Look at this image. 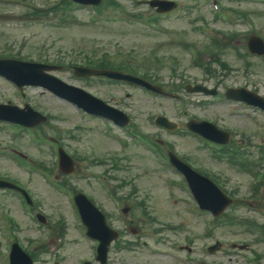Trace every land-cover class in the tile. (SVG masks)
Masks as SVG:
<instances>
[{"label":"rangeland","instance_id":"374dc122","mask_svg":"<svg viewBox=\"0 0 264 264\" xmlns=\"http://www.w3.org/2000/svg\"><path fill=\"white\" fill-rule=\"evenodd\" d=\"M18 1V0H15ZM40 8L37 9L40 15H50L53 17L52 22L46 23H28L23 17L29 16L25 12H20L21 7L17 4H13L14 1L0 0V12L8 10L11 15H2L1 18H12V27L0 28V55H13L22 56L28 59H41L51 60L56 63L68 64L71 62L86 63L88 59L95 58L96 61L100 60L103 54H107L111 60L116 63L125 62L127 54L128 60L133 62V56L136 58V63L139 65L151 66L150 74L157 77L158 82H162L167 86H177L180 91H183L182 87L184 83L179 82L176 78H168L169 63L171 58L176 60L178 64V74L186 75L187 78L193 77L195 80H203V72L197 67H191L189 59L183 48H174L171 45H176L175 41L179 37H185L192 42L204 48V44L208 41L205 37L199 33L198 30L193 33L190 32L189 23L195 20V25L199 26L204 22H217L212 19V14L208 6L202 1L196 0H177L179 3V10L171 14L168 17L160 18L159 23L165 28L177 30L181 35L163 36L160 33L154 31L150 27H146L138 24H128L124 22H99L98 24L90 23L84 10L69 11L62 10L60 8L52 9L57 5V0H32ZM120 5L123 8L132 9L127 1H122ZM224 4L228 5L231 13L238 10L240 12H247L256 21V33L264 37V4L255 5L248 3L247 0H223ZM138 12H149L145 6H139ZM114 10V9H113ZM22 18L21 22L17 21V18ZM2 23V21H0ZM219 24V23H216ZM218 27H223L219 25ZM183 29V30H181ZM237 32L233 30L239 36L242 43L246 38V32L243 26H238ZM184 31L189 33L183 34ZM174 41V42H173ZM188 40H184L187 42ZM203 52V51H202ZM153 54L161 58L163 65L154 63ZM151 57V58H150ZM206 56H202V59ZM227 59L233 66L231 70V76L223 81L222 88L230 85H240L244 83V76L249 75L257 82L264 81V69L260 66V62L255 59L246 60L248 68L246 69L242 65L240 57L233 52L226 53ZM244 60V59H243ZM216 72L220 69L218 64H215ZM60 77L64 78L67 82L83 85L81 81L72 80L70 78L71 72L65 68L64 71L58 73ZM221 73L218 72V75ZM213 80L206 82L210 84ZM89 86L91 90L103 98L108 97V93H114L117 99L116 104L129 112L135 121L141 122L144 127H149L150 117L154 114L164 112L168 115L172 112L173 105L171 100H156L151 99L148 96L140 93L139 91H132L128 98L122 96L123 87L113 85H103L96 80H90L84 83ZM28 94L27 102L33 105L37 110L42 113H47L49 118L47 123L40 125V133L56 138L59 137L60 141L68 148V150L75 155H88L89 159H93V163H90L86 157L80 160L77 167L78 174L70 176H62L58 170L54 167L52 169L58 177L67 179L68 183L75 185L78 188H84L95 198L96 194L99 198L95 200L105 205V210L111 212V222L119 227H123L125 222L123 219L115 217L114 203L103 195L100 189H94L93 182L85 179L81 175L84 171H104L107 175L108 169L112 175V185H118L121 181H126L125 188L121 195H128L130 197V205L134 206L133 221L138 225H141L139 221L138 205L136 202L140 199L145 200V205L148 211L152 215L163 217L165 220L175 221L178 224V220L185 216L183 213H174L175 210L172 200L175 196L172 195L171 187L163 183V174H161L158 167L155 165L150 155L143 150L128 145L126 147H120L113 139H103L101 127L96 121H89L86 118L79 117L73 110V108L65 101L58 99L51 95L49 92H45L41 87L33 86L25 89ZM262 91V90H261ZM261 93V92H260ZM4 96L12 97V90L7 83L4 84L0 80V101ZM192 98L200 97V95H189ZM13 101L20 103V99L12 98ZM230 106L220 103H210L205 106L200 105L196 101L193 102L192 111L195 114L205 115L214 120L219 127H228L233 131L234 139L236 142L243 143L242 138L246 136L256 143L264 142V123L260 128L257 127V122H252L245 119L240 113H235L233 116L228 115ZM236 110V109H235ZM199 112V113H197ZM169 116V115H168ZM182 119V118H180ZM183 121V120H181ZM0 128L7 129L14 136L21 137L24 134H33L37 139H40L36 132L32 129H25L19 125L13 123L0 122ZM59 130V133L56 131ZM155 135H164L163 132L157 131L154 127L151 131ZM59 134V135H57ZM104 137V136H103ZM2 138V135H0ZM187 137L178 136L172 137L171 142L175 149H177L183 155H192V153H206L202 149H193V141L188 143L185 140ZM189 139V138H188ZM188 143V144H187ZM264 145V144H262ZM14 150H19L20 147L14 145ZM28 155L31 160L36 163H44L49 165L52 162L49 151L42 145H29L27 147ZM4 154L7 152L4 150ZM254 156L250 161L254 160V165H249V170L239 169L234 166L228 165L227 162H218L211 158H208L206 162L199 161L204 168H213L217 170V174L224 175V179L220 180L225 184L227 189H234L237 201L244 202L251 200L264 207V186H261L257 194H253L248 190V183L251 181V176L254 170L262 167L264 168V160L259 157L258 152H254ZM100 160L103 162L100 163ZM109 160V161H108ZM161 163L164 162L160 158ZM114 164L116 167H114ZM0 174L15 175L11 166L7 165L6 161L0 159ZM32 178H25V180L34 186L35 180ZM133 187L137 188V193L132 192ZM34 189V188H33ZM173 189V188H172ZM38 194L41 205L40 210L47 215L51 221L57 217H63L67 225L70 224L68 220L69 211L64 199L57 194H54L48 188L46 194L34 189ZM131 192V193H129ZM51 193L52 196L49 195ZM129 193V194H128ZM6 200V199H4ZM7 201V200H6ZM182 206V205H181ZM165 210H169L167 214H164ZM172 210V211H170ZM179 211L182 208L179 207ZM11 212L15 215H19V209H11ZM234 216L237 222L235 229L220 228L215 233L221 237L237 238L239 235H234L235 232H239L241 237L246 239L247 243L252 250L260 249L264 251V241H253L251 235H257L256 232L249 229L243 224L244 219H250L258 223L264 224V218H261L255 214L249 213L243 209L232 207L228 212ZM183 215V216H182ZM190 221V220H189ZM23 232L30 234L33 237H39V240L31 247L38 250L45 261H40V264H49L48 257H52V251L42 252L39 249V244H44L48 248V238L45 231L39 232L36 226L30 225L27 229L22 225ZM168 237L171 239L176 236L182 237L185 231H189L195 237L194 246L192 252L195 255L202 254V247L211 242L210 236L202 237L200 232V223L191 221L189 224H185L182 230L173 231L171 229L166 230ZM259 235V234H258ZM124 238H130L129 234H126ZM204 244V245H203ZM166 246L169 245L167 242ZM67 254V259L63 264H78L77 257L86 253L81 248L79 241L73 231H69L67 235V243L62 248ZM2 255L3 264L7 261V250L2 248L0 250ZM118 254V250H115ZM115 258H123L126 264H168V259L163 257L150 256L146 251L136 247L134 251H124L122 254L116 255ZM214 259L220 260L226 264H244L243 260L236 255H226L221 253ZM116 264V262H114Z\"/></svg>","mask_w":264,"mask_h":264}]
</instances>
